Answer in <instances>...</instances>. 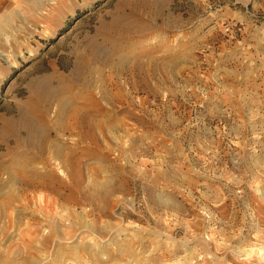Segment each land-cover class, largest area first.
<instances>
[{
    "label": "rangeland",
    "instance_id": "1",
    "mask_svg": "<svg viewBox=\"0 0 264 264\" xmlns=\"http://www.w3.org/2000/svg\"><path fill=\"white\" fill-rule=\"evenodd\" d=\"M150 1L145 91L132 46L127 93L90 83L85 55L48 73V119L86 113L49 133L86 141L53 163L61 198L0 206V264H264V0ZM128 4L0 0V70L25 65L38 40L70 58L61 34L78 16Z\"/></svg>",
    "mask_w": 264,
    "mask_h": 264
},
{
    "label": "crops",
    "instance_id": "2",
    "mask_svg": "<svg viewBox=\"0 0 264 264\" xmlns=\"http://www.w3.org/2000/svg\"><path fill=\"white\" fill-rule=\"evenodd\" d=\"M150 3V0H137V5L109 7L98 13H95V10L88 11L78 16L61 34L62 38L69 37L73 40L70 58L60 49L49 56L48 46L43 48L38 40L41 47H38L33 57H29L25 65L18 67L8 61L10 65L0 70V86L3 80L8 78L0 92V206L25 207L33 198L39 199L42 194L46 196V193L57 199L61 198L63 181L56 173L53 163H64L73 153L78 154L80 141H86L77 139L74 144H69L63 136L49 133V125L56 126L61 120H72L71 123L63 121V126H80L85 124L86 118V113L80 114V107H76V112L73 110L72 114L66 117L61 116L59 111L52 120L48 119L49 72L59 71L62 62L74 63L85 55L90 83L96 84L99 81V86L103 88L108 81L110 90L114 88L116 93H127L130 78L128 62L132 46L138 63L137 68L132 71L137 78L136 89L137 92L145 91V79L150 78L151 74L146 73L143 60L144 57L154 54L153 47L149 48L150 44L146 43V40L156 35L155 26L146 20ZM26 9L30 10L29 4L25 5L22 13H18V19H26ZM47 18L41 15L39 25ZM116 23L120 26L116 27ZM70 31L72 32L69 33ZM180 31L184 32L182 28ZM113 45L120 47L117 50L121 57L119 68L109 57ZM13 61L17 62L15 55ZM92 62L98 67H108L107 71L100 70L97 76H93ZM111 79L114 80L113 87ZM94 110L93 108V113Z\"/></svg>",
    "mask_w": 264,
    "mask_h": 264
}]
</instances>
